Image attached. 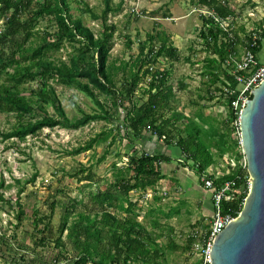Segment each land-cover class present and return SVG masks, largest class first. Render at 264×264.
Returning a JSON list of instances; mask_svg holds the SVG:
<instances>
[{"label":"trees","instance_id":"trees-1","mask_svg":"<svg viewBox=\"0 0 264 264\" xmlns=\"http://www.w3.org/2000/svg\"><path fill=\"white\" fill-rule=\"evenodd\" d=\"M103 3L100 15L91 12L84 3V11L93 20L100 21V31L95 34L81 18L72 15L70 0H0V114L14 119L11 128L0 133L1 140L15 139L22 143L43 129L78 130L104 121L113 128L95 134L84 144L66 151V155L78 156L108 140V146H111L118 138L120 141L127 140L131 148L124 155L128 160L125 166L112 165L113 182L105 190L90 194L89 201L99 211H66L55 240L56 246L63 249L49 261L39 260L40 264H162L161 246L156 243L162 235L148 231L138 221L137 202H132L130 197L132 192L146 193L151 190L155 193L157 184L165 178L162 166L174 161L164 153L150 154L135 149L136 142L147 135L166 147L180 149L181 159L178 162L192 170L199 182L202 176H206L213 181L215 190L228 182L234 184L233 192L222 201V214L236 217L248 194V174L239 165L244 157L239 137L236 140L231 137L235 132L233 125L238 119L231 108V101L236 95H224V88L237 89V83L228 73L231 65L227 66L226 61L229 57L239 59V48L250 51L256 59L264 30L257 28L245 34L241 29L242 38L232 29L225 32L213 17L200 16L198 38L206 54L203 75L208 77L212 86L219 84L216 91L227 113L226 119L221 121L222 130L212 118L202 113V109L188 117L175 106L177 100L169 84L170 71L158 67L159 59L171 62L181 60L169 37L162 34L158 46L154 45V37H150L147 43L140 45L138 55L131 64L122 63L119 68L109 62L116 29L108 23V15L117 12L120 5L112 8L111 0H103ZM198 5L205 7L220 21L235 17L227 0H199ZM164 17L169 18L170 15ZM43 21L47 25L40 33L39 25ZM130 45L128 40L127 48ZM68 48L70 51L64 60L51 56ZM126 70L128 75L121 88L117 89L115 74ZM146 80H149L147 85L141 89L140 85ZM30 83H36L37 87L29 88ZM54 85L82 93L94 103L96 110L91 113L80 110L79 117L69 118ZM186 87L181 84L179 88L185 90ZM139 90L146 98L141 104L138 100L134 101ZM100 97H104V102L99 100ZM213 98L210 93L208 99ZM226 155L229 160L235 161V167L227 163L229 173L218 178L208 174L207 170L217 167ZM92 169V165L80 166L66 176L91 184L95 178ZM35 178L36 174L23 184L15 180L18 186L15 204L20 209L17 221L23 216L19 199L24 185L33 183ZM10 187L3 179L0 180V202L11 203L5 200L1 191ZM79 203L83 204L82 201ZM56 204V201L50 203L48 216L38 217L39 211L34 212L33 224L37 233L49 232ZM153 222L155 228H161L157 221ZM42 224V229H39ZM204 228L202 237L197 233L189 237L186 249L197 243L204 245L211 227ZM64 233L74 252L71 258L64 249ZM47 239L42 236L39 240L43 244ZM0 243L6 245L4 238L0 239ZM169 245L174 250L178 248L171 241ZM10 261L22 264L15 257ZM195 264H201V258Z\"/></svg>","mask_w":264,"mask_h":264},{"label":"rangeland","instance_id":"rangeland-1","mask_svg":"<svg viewBox=\"0 0 264 264\" xmlns=\"http://www.w3.org/2000/svg\"><path fill=\"white\" fill-rule=\"evenodd\" d=\"M199 0H111L112 8L120 5L114 14L108 15V23L114 25L115 34L112 40L109 62L115 67H121L122 63L131 64L138 55L139 47L147 43L150 37H154V45H159L162 34L169 37L173 46L178 50L180 61L171 62L159 59L158 67L170 71L169 84L176 95L179 112L192 117V113L202 109V113L212 118L213 123L219 127L221 121L226 119L227 113L222 107V98L216 88L219 84L211 85L208 77L203 75L206 54L202 51L198 32L201 28L200 16L207 14L205 7L198 5ZM234 10L235 17L225 24L240 37L255 31L257 28L264 30V0H227ZM85 5L91 12L100 15L104 9L103 0H70L72 15L81 18L83 24L89 27L95 34L100 31V21L93 20L89 13L84 11ZM170 15L165 18L164 15ZM47 22H40L39 31L46 29ZM130 41V48L126 44ZM70 51L62 50L51 54L53 58L66 59ZM243 49H238V55L243 54ZM256 61L264 64V38L261 49L256 55ZM128 75L118 71L115 74V84L120 89L124 78ZM149 80L142 85L143 89ZM186 85L185 90H180V85ZM29 88H36V83H30ZM56 94L69 118L79 117L80 110L91 113L96 110L94 103L82 93L74 89H67L54 85ZM141 90L134 96V101L141 104L146 100L141 95ZM210 93L214 96L208 99ZM99 100L104 102V97ZM174 104V103H173ZM14 119L0 114V133L8 131ZM113 128L104 121L91 123L78 130H54L43 129L34 137H27L25 142L17 140L2 141L0 135V180L3 179L9 189L1 190L5 200L11 203L0 202V239L4 238L6 245L0 243V264H12L11 259L16 258L22 264H40L49 261L58 255L63 248L57 247L55 240L58 237V228L63 214L68 211L80 212L85 209L99 211L92 206L90 194L97 190H105L113 182L112 165L123 167L128 160L124 156L131 151L127 140L119 138L108 146L106 143L96 146L93 150L78 156H68L66 151L84 144L89 138L105 129ZM223 130V127L221 128ZM238 135L232 133V139ZM162 148L165 151L164 143ZM174 148V147H173ZM168 148L171 156L175 149ZM158 152H162L158 149ZM120 155V157H117ZM103 157V160H100ZM224 159L228 162L229 157ZM222 160L225 170L227 165ZM242 161V160H241ZM239 162V164L241 163ZM229 163V162H228ZM92 165L95 175L91 184L77 182L66 176V173L78 170L80 166ZM183 163L175 161L162 166L164 179L156 186V194L147 190L146 193L132 192V202H137L138 221L148 231L161 234L157 242L161 246L162 264H195L201 258L198 251L200 243L186 249L188 239L194 233L202 237L204 227H211L213 206L210 193L203 189L195 178V173L189 169L182 170ZM217 172L214 170L213 172ZM36 174L33 183L24 185L19 203L23 216L17 221L16 216L19 207L15 204L18 186L15 180L22 184ZM160 198V201L155 199ZM56 201V208L51 220L49 232L39 234L34 230V212L39 211V216L50 214V203ZM82 201L83 204L79 202ZM74 206V208H72ZM88 212V211H87ZM73 217H70V219ZM157 221L161 228H155ZM43 224L39 226L42 229ZM66 233L62 236L64 249L69 257L74 256L71 244L66 240ZM48 239L42 244L40 238ZM177 246L170 248L169 243ZM4 251V252H3ZM40 260V262H39ZM65 263V262H64Z\"/></svg>","mask_w":264,"mask_h":264},{"label":"water","instance_id":"water-1","mask_svg":"<svg viewBox=\"0 0 264 264\" xmlns=\"http://www.w3.org/2000/svg\"><path fill=\"white\" fill-rule=\"evenodd\" d=\"M248 194L241 212L210 244L211 264H264V80L239 114Z\"/></svg>","mask_w":264,"mask_h":264},{"label":"built area","instance_id":"built-area-1","mask_svg":"<svg viewBox=\"0 0 264 264\" xmlns=\"http://www.w3.org/2000/svg\"><path fill=\"white\" fill-rule=\"evenodd\" d=\"M203 15L207 17L211 16L215 19V21L220 22V26L225 32L228 33L231 31L230 27L225 24L227 21H220L208 10L207 14ZM226 65H231V69H229L228 73L229 75L233 76L234 81L237 83L236 91L224 88V95H236L235 99L231 101V108L235 115H237L238 117L233 127L239 137V144L241 146L239 133V114L241 108L244 106L245 101L248 99L250 92L264 80V64H258L255 56L250 51L246 50L243 52L239 59L229 57V59L226 61ZM228 162L231 167H235L236 163L234 160L231 159ZM239 165L242 167V169L247 168V163L244 157ZM200 183L202 184L203 189L207 190V192L210 193L213 206V215L210 234L208 235L206 241H204V245L199 247L198 251L201 256V264H211L209 257L210 244L212 243L216 235L225 227H227L231 222H233L234 219L238 216L237 215L236 217H234L231 214L224 215L222 214L221 209L222 201L228 199L229 194L233 192L232 186L234 184L228 182L221 189L215 190L213 181L206 176H202L200 178ZM247 185L249 188V181H247Z\"/></svg>","mask_w":264,"mask_h":264},{"label":"crops","instance_id":"crops-1","mask_svg":"<svg viewBox=\"0 0 264 264\" xmlns=\"http://www.w3.org/2000/svg\"><path fill=\"white\" fill-rule=\"evenodd\" d=\"M160 143L161 142H159V143L156 142L155 141V138L147 135L143 139H141L140 141H137L134 148L137 149V150H139V151H141V152H146V153H150V154H152V153H159L158 152V149H160L162 151L160 153H164L165 155L170 156L167 153V151H168L167 149L170 148V147H166L165 148V151H164L163 148H162V146H161L162 144H160ZM173 149H175L176 152L173 153V155H171L170 157L173 158V160H174L173 163H174L175 161H179L181 159V152H180V149H178L177 147H174ZM225 163L227 164L228 162L225 160ZM221 168H224L222 162H220L217 167H210L207 170V173L208 174H214L213 172L215 170L217 173L214 174V176H215V178H218V177H221V176H223L225 174H228L229 171H230L228 168H226L225 170H221ZM185 169L186 168L184 167L182 170L185 171ZM186 170L189 171L188 168ZM194 177L198 179V177L196 176V174H195Z\"/></svg>","mask_w":264,"mask_h":264}]
</instances>
